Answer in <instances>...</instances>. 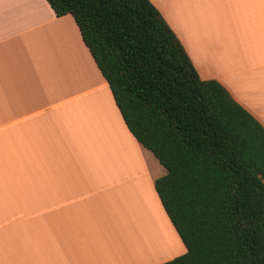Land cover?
Wrapping results in <instances>:
<instances>
[{
  "label": "crops",
  "instance_id": "1",
  "mask_svg": "<svg viewBox=\"0 0 264 264\" xmlns=\"http://www.w3.org/2000/svg\"><path fill=\"white\" fill-rule=\"evenodd\" d=\"M152 2L200 78L220 82L264 127V0ZM129 148L147 166L73 17L46 0H0V264H159L182 254L154 188L166 170L148 150L160 165L152 160L156 202L144 207L128 182ZM21 193L46 216L19 214Z\"/></svg>",
  "mask_w": 264,
  "mask_h": 264
},
{
  "label": "trees",
  "instance_id": "2",
  "mask_svg": "<svg viewBox=\"0 0 264 264\" xmlns=\"http://www.w3.org/2000/svg\"><path fill=\"white\" fill-rule=\"evenodd\" d=\"M70 14L135 139L185 251L159 264H264V127L200 78L152 0H46Z\"/></svg>",
  "mask_w": 264,
  "mask_h": 264
},
{
  "label": "rangeland",
  "instance_id": "3",
  "mask_svg": "<svg viewBox=\"0 0 264 264\" xmlns=\"http://www.w3.org/2000/svg\"><path fill=\"white\" fill-rule=\"evenodd\" d=\"M146 153L150 160H146L145 165L143 161V157L141 158L139 151L137 149L129 148L127 157L125 159V165L128 169V182H131V187L134 189V196L140 198L144 201V207H148L149 205L154 206L155 204V197H152V192L150 191L149 186V176H150V167H152V160L158 163L155 157L147 150ZM149 159V158H148ZM145 160V159H144ZM121 163V162H119ZM160 165V164H159ZM11 193L10 195L15 194V190L10 187ZM20 198V203L17 205L21 210H19V214H24V216H46L47 211L45 207L42 210L37 212L31 209V205L29 203L23 202L24 199L28 198L29 194H18ZM23 197V198H22ZM40 209V208H39ZM158 212V210H157ZM9 213V212H8ZM23 216V215H20ZM154 216V215H152ZM158 216H163L162 213H158ZM183 249L185 250L184 245L182 244Z\"/></svg>",
  "mask_w": 264,
  "mask_h": 264
}]
</instances>
